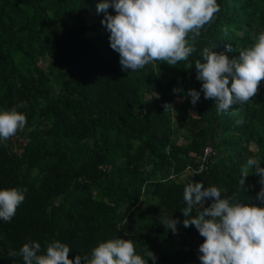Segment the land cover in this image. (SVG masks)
Instances as JSON below:
<instances>
[{
	"label": "trees",
	"instance_id": "trees-1",
	"mask_svg": "<svg viewBox=\"0 0 264 264\" xmlns=\"http://www.w3.org/2000/svg\"><path fill=\"white\" fill-rule=\"evenodd\" d=\"M218 2L187 61L124 70L98 0H0V108L23 102L18 110L27 114L26 126L0 143V187L27 189L13 218L0 220V264H24L19 249L30 238L41 251L54 239L68 243L69 257L81 254L83 264L116 235L130 237L145 259L151 250L148 264H201L205 237L182 223L186 183L202 180L264 205L259 174H248L247 189L239 184L249 156L264 166V78L230 113L204 97L195 67L205 47L231 57L250 46L264 29V0ZM190 88L201 91L195 105ZM207 146L215 152L204 158ZM170 215L178 231L161 222Z\"/></svg>",
	"mask_w": 264,
	"mask_h": 264
},
{
	"label": "clouds",
	"instance_id": "clouds-1",
	"mask_svg": "<svg viewBox=\"0 0 264 264\" xmlns=\"http://www.w3.org/2000/svg\"><path fill=\"white\" fill-rule=\"evenodd\" d=\"M110 7L115 9L114 14L107 11ZM220 8L218 0H98L96 5L97 12H105L102 23L110 33V46L119 53L124 70H138L157 60L169 65L187 61L196 50L195 39L201 29ZM225 47L232 49L230 43ZM195 67L204 97L214 98L218 111L235 113L237 109L233 106L249 101L264 78V29L250 46L231 57L214 47H205ZM174 91L183 90L174 88ZM187 91L195 105L201 91L196 88ZM20 107L23 102L0 108V143L26 126L27 114L19 111ZM168 108L175 110L171 103L165 104V110ZM261 160L260 156L248 157L239 177L241 186L247 189L246 177L253 170L264 185ZM26 191L16 186L0 187V220L13 218ZM223 191L216 184L205 186L202 180L192 179L184 186L182 223L195 225L205 237L199 245L201 264H264V205L234 199L232 195H223ZM209 197L214 199L205 206ZM256 198L264 201V186ZM161 222L173 232L178 231L179 218L170 215ZM41 248L36 239L23 243L19 253L24 264H82V255L70 258L71 246L59 239L47 242L44 251ZM149 257L156 260L151 250L145 259L130 237L116 235L99 241L90 255L84 254L83 264H148Z\"/></svg>",
	"mask_w": 264,
	"mask_h": 264
},
{
	"label": "rangeland",
	"instance_id": "rangeland-1",
	"mask_svg": "<svg viewBox=\"0 0 264 264\" xmlns=\"http://www.w3.org/2000/svg\"><path fill=\"white\" fill-rule=\"evenodd\" d=\"M93 18H89V22H90V24L91 23H93ZM94 33L93 32H91V31H87L84 35L85 36H92ZM49 60H48V58H44V59H42V61L40 62L44 67H47L48 66V64H49ZM184 101V98H177V102H179V103H181V102H183ZM193 114H195L196 115V111L193 109V108H191V110H190ZM173 117H175V118H177V115L174 113L173 114ZM174 140L175 141H177V142H181L182 141V137L180 136V135H178V134H176V136L174 137ZM172 173V172H171ZM171 173H169V175L171 174ZM184 173H186L187 174V172L186 171H184L183 172V175H185ZM173 175L171 174V177H172ZM175 176V175H174ZM173 176V177H174ZM170 177V176H169ZM144 200V199H143ZM150 202H156V200H150ZM144 203L143 202H141L140 203V205L142 206Z\"/></svg>",
	"mask_w": 264,
	"mask_h": 264
},
{
	"label": "built area",
	"instance_id": "built-area-1",
	"mask_svg": "<svg viewBox=\"0 0 264 264\" xmlns=\"http://www.w3.org/2000/svg\"><path fill=\"white\" fill-rule=\"evenodd\" d=\"M214 152H215V150L212 146H207L204 150V158H206L207 156L211 155ZM201 168H202V166H201ZM187 170L190 172L191 171L194 172V169L191 166L188 167Z\"/></svg>",
	"mask_w": 264,
	"mask_h": 264
}]
</instances>
